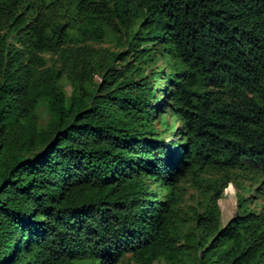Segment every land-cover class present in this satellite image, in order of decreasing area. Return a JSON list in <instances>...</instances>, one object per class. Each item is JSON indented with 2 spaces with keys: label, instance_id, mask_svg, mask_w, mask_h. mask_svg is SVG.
I'll use <instances>...</instances> for the list:
<instances>
[{
  "label": "trees",
  "instance_id": "obj_1",
  "mask_svg": "<svg viewBox=\"0 0 264 264\" xmlns=\"http://www.w3.org/2000/svg\"><path fill=\"white\" fill-rule=\"evenodd\" d=\"M230 183L264 198V0H0V264H264Z\"/></svg>",
  "mask_w": 264,
  "mask_h": 264
},
{
  "label": "rangeland",
  "instance_id": "obj_2",
  "mask_svg": "<svg viewBox=\"0 0 264 264\" xmlns=\"http://www.w3.org/2000/svg\"><path fill=\"white\" fill-rule=\"evenodd\" d=\"M94 47H105L112 51H116L117 47L115 46L114 41L110 37L109 40H105L99 43H92ZM44 58V67H48L53 65L56 62V55L51 53H44L42 54ZM65 84V80L62 81ZM66 87V84L64 85ZM69 90V87H66ZM36 114L38 117V122L40 126H45L46 122L48 121V114L43 107V105L39 106L36 109ZM158 127V124H155ZM174 125H171L170 134H172L174 130ZM160 129V128H159ZM170 137L171 140H174L173 137ZM233 189H231V187ZM256 186H250L249 184L246 185V188L238 191L235 186L230 183L223 191L222 197L219 199V208L221 213V223L224 225L226 224L236 213V192L241 193L242 196L248 198V204L251 207H254L257 211H259L262 207H264V198L257 196L255 194ZM162 194H158L160 197ZM200 200L197 192L193 187L190 185L186 186L184 189V196L182 197L181 201L177 207V216L179 218V228L181 231V238L178 246H185L186 239L189 235L193 233V225H194V218H193V211L196 208L197 202ZM188 255L192 258L193 264H196L195 261V250L191 248L189 250ZM117 264H136L135 260L132 259L130 254H126Z\"/></svg>",
  "mask_w": 264,
  "mask_h": 264
},
{
  "label": "bare ground",
  "instance_id": "obj_3",
  "mask_svg": "<svg viewBox=\"0 0 264 264\" xmlns=\"http://www.w3.org/2000/svg\"><path fill=\"white\" fill-rule=\"evenodd\" d=\"M231 187V186H230ZM231 189H233L232 187H231Z\"/></svg>",
  "mask_w": 264,
  "mask_h": 264
}]
</instances>
